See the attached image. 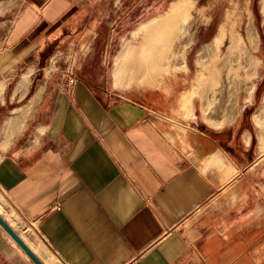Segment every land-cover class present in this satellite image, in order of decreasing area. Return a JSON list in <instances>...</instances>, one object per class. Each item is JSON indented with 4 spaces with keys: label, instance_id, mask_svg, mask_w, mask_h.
Listing matches in <instances>:
<instances>
[{
    "label": "crops",
    "instance_id": "obj_1",
    "mask_svg": "<svg viewBox=\"0 0 264 264\" xmlns=\"http://www.w3.org/2000/svg\"><path fill=\"white\" fill-rule=\"evenodd\" d=\"M77 1L27 0L3 42V80L44 58L57 43L47 37ZM130 50L115 62L116 83ZM78 74L63 72L46 92L37 87L0 140V217L34 255L43 264H264L257 124L247 129L240 112L212 126L183 103L174 115L153 101L157 108L109 102ZM10 88L14 96L31 89ZM0 264H35L1 226Z\"/></svg>",
    "mask_w": 264,
    "mask_h": 264
},
{
    "label": "rangeland",
    "instance_id": "obj_2",
    "mask_svg": "<svg viewBox=\"0 0 264 264\" xmlns=\"http://www.w3.org/2000/svg\"><path fill=\"white\" fill-rule=\"evenodd\" d=\"M262 1H77V10L59 22L60 28L55 24L58 29L47 37L46 42L57 43L47 44L44 58L18 66L13 74L16 77L10 80L0 75V140L7 138V121L21 117L19 110L29 103L37 87L46 92L64 82L60 77L63 72H74L109 102L134 100L151 106L157 102L173 114L183 103L189 111L196 109L197 117L212 126L233 122L242 112L243 125L251 129V123H256L264 143ZM177 6L185 9L186 22ZM27 7V0H0V54L3 42L13 39V28ZM221 30L223 38L216 45ZM64 42L92 45L71 47ZM127 49L131 50L122 64L124 75L116 83L115 62ZM26 65L32 67L25 72ZM132 66L144 70L148 67L154 73L141 74L131 70ZM7 82L11 86L3 95ZM13 84L31 88L30 93L9 94ZM35 105L32 110L27 105L24 126ZM174 122L178 123L176 118Z\"/></svg>",
    "mask_w": 264,
    "mask_h": 264
},
{
    "label": "water",
    "instance_id": "obj_3",
    "mask_svg": "<svg viewBox=\"0 0 264 264\" xmlns=\"http://www.w3.org/2000/svg\"><path fill=\"white\" fill-rule=\"evenodd\" d=\"M0 226L5 230V232L14 240V242L27 254V256L35 264H43L1 217H0Z\"/></svg>",
    "mask_w": 264,
    "mask_h": 264
},
{
    "label": "bare ground",
    "instance_id": "obj_4",
    "mask_svg": "<svg viewBox=\"0 0 264 264\" xmlns=\"http://www.w3.org/2000/svg\"><path fill=\"white\" fill-rule=\"evenodd\" d=\"M173 7H175L174 9H176V5H174ZM177 9H179L178 12H181V19H182V21L183 22H186L187 21V17L185 16V13H184L185 12V9L179 8L178 6H177ZM262 10L264 11V0L262 1ZM151 22H153V21H151ZM222 38H223V30H221L220 33H219V35L216 37V40H215L216 45H218L220 43V41H221ZM263 108H264V102H263Z\"/></svg>",
    "mask_w": 264,
    "mask_h": 264
}]
</instances>
